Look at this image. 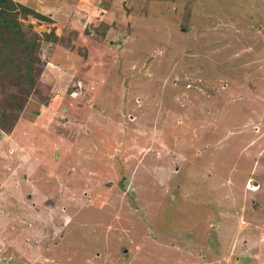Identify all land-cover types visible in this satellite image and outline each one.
Instances as JSON below:
<instances>
[{
    "label": "rangeland",
    "instance_id": "1",
    "mask_svg": "<svg viewBox=\"0 0 264 264\" xmlns=\"http://www.w3.org/2000/svg\"><path fill=\"white\" fill-rule=\"evenodd\" d=\"M15 1L0 264H264V0Z\"/></svg>",
    "mask_w": 264,
    "mask_h": 264
},
{
    "label": "trees",
    "instance_id": "2",
    "mask_svg": "<svg viewBox=\"0 0 264 264\" xmlns=\"http://www.w3.org/2000/svg\"><path fill=\"white\" fill-rule=\"evenodd\" d=\"M16 7L33 13L15 0H0V77L5 80L6 87L11 88L7 98L14 107L10 110L18 112L23 108L26 99L24 95L29 93L36 83L35 62L39 61V57L36 40L22 34ZM36 15L43 18L40 14ZM0 127H3L2 123Z\"/></svg>",
    "mask_w": 264,
    "mask_h": 264
},
{
    "label": "bare ground",
    "instance_id": "3",
    "mask_svg": "<svg viewBox=\"0 0 264 264\" xmlns=\"http://www.w3.org/2000/svg\"><path fill=\"white\" fill-rule=\"evenodd\" d=\"M248 187H249L250 189H254V187H252V186H250V185H249Z\"/></svg>",
    "mask_w": 264,
    "mask_h": 264
}]
</instances>
